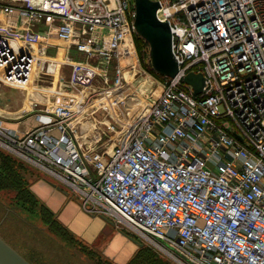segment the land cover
Listing matches in <instances>:
<instances>
[{
	"label": "built area",
	"instance_id": "2783aa9c",
	"mask_svg": "<svg viewBox=\"0 0 264 264\" xmlns=\"http://www.w3.org/2000/svg\"><path fill=\"white\" fill-rule=\"evenodd\" d=\"M6 1L1 10L24 21L0 24V82L27 86L62 60L70 90L32 103L36 123L22 133L0 123V144L75 190L91 213L106 209L205 263L264 264V0H157L177 72L155 81L146 110L125 114L134 0ZM51 44L84 61L49 57ZM190 71L203 76L196 94L182 79ZM97 110L106 114L90 116ZM90 120L116 140L104 142Z\"/></svg>",
	"mask_w": 264,
	"mask_h": 264
},
{
	"label": "rangeland",
	"instance_id": "374dc122",
	"mask_svg": "<svg viewBox=\"0 0 264 264\" xmlns=\"http://www.w3.org/2000/svg\"><path fill=\"white\" fill-rule=\"evenodd\" d=\"M134 42L136 54L132 57V63L127 72L124 86L125 100L121 106L124 114L134 110L136 106L146 110L149 104L156 100L158 87L155 85V81L161 79L148 68L150 56L147 41L136 32ZM50 46L52 47L45 51L47 55L60 58L71 53L73 59L84 61V56L73 49L68 51L58 44H51ZM127 58L131 59V56H124L122 60ZM134 64L135 67H133ZM64 72L66 73L67 70ZM99 79L98 75L94 77L93 84L95 87L100 86ZM30 84L31 86L27 87L29 91L27 93L30 94H32V90L41 92L45 87L62 86V83L55 80L50 72L34 73ZM4 86L7 85L1 81L0 92L5 89ZM53 92L50 91L46 95H53ZM73 92L74 90L71 93ZM47 98L48 96L44 102L49 101ZM138 101L140 105L137 104ZM26 105L24 104V106ZM22 111L24 114L34 113V111L25 108ZM104 113V111L97 110L90 116L97 118V115L102 116ZM91 123L97 125L95 120H92ZM98 128L101 131L102 140L111 144L110 140L115 138L113 132L108 131L104 125L98 126ZM0 151L9 153L16 159V162L23 164V167L18 168V171L23 174L25 180L27 179L28 184L40 176H45L60 184V189H66L70 197L77 198L83 210L91 213L83 207L84 204L79 194L68 185L60 183L30 162L8 151L1 144ZM15 195L16 190L14 188L0 187V237L32 264H213L205 263L196 253L177 249L158 237L152 235L146 237L142 233L132 230L125 221L116 220L113 214L106 209H104V213H92L99 214L102 222L95 219L97 217L87 219V232L96 236L82 239L75 236L64 225L67 232L60 230L56 223H52L50 221L52 217L58 221L56 214L53 212L48 214V212L43 211L41 208L43 202L38 197L35 196L36 201L28 204L19 201ZM77 221L82 223L81 219ZM127 252H131V256L123 261ZM118 260H122L123 263H118Z\"/></svg>",
	"mask_w": 264,
	"mask_h": 264
},
{
	"label": "crops",
	"instance_id": "0c3cea01",
	"mask_svg": "<svg viewBox=\"0 0 264 264\" xmlns=\"http://www.w3.org/2000/svg\"><path fill=\"white\" fill-rule=\"evenodd\" d=\"M1 1L7 2L6 0ZM23 21L24 20L16 13L8 14L3 12L0 8V24L10 23L12 24L13 29L18 30L23 27ZM40 25L42 24H39L38 26ZM53 43H57V40L54 39ZM50 47H47V49ZM48 56L56 58L52 55ZM57 65V79L53 73L49 72L53 75L55 80L59 81L60 76H67L70 65L68 62L62 60ZM64 70H67V72L65 73ZM4 88L5 89L0 92V123L3 128L14 133H22L36 123L34 113L24 114L22 113L24 108L32 110V103L34 102L38 103L40 107H44L45 105L52 103L58 95L63 94L62 92L70 90V88H65L63 85H55L52 88L45 87V90L43 89L41 92H35L32 90V94H27V86L13 87L7 85L4 86ZM50 91H54L53 95H46ZM47 96V100L49 101L44 102ZM25 103L27 104L26 106H24ZM52 182L53 181L48 178L40 176L38 179L32 181L30 189L51 212L56 214L58 221L67 227V229H69L75 236L82 239L90 238V236H96L87 232L88 227L86 222L87 219H92L93 217H97L95 219H99L102 222L101 216L99 214H92L83 210L77 198L70 197L69 192L66 189H60V184L55 182L53 184ZM78 219H81V224L77 221ZM130 256L131 252H127L123 261L128 259ZM123 261L118 260V263H123Z\"/></svg>",
	"mask_w": 264,
	"mask_h": 264
},
{
	"label": "water",
	"instance_id": "95a60500",
	"mask_svg": "<svg viewBox=\"0 0 264 264\" xmlns=\"http://www.w3.org/2000/svg\"><path fill=\"white\" fill-rule=\"evenodd\" d=\"M157 0H134V27L149 45L150 62L160 74L172 76L177 72V62L171 51V32L167 21L157 18ZM200 91L203 76L199 72H187L182 78ZM54 184V182H52ZM0 264H32L0 237Z\"/></svg>",
	"mask_w": 264,
	"mask_h": 264
},
{
	"label": "trees",
	"instance_id": "16d2710c",
	"mask_svg": "<svg viewBox=\"0 0 264 264\" xmlns=\"http://www.w3.org/2000/svg\"><path fill=\"white\" fill-rule=\"evenodd\" d=\"M148 68H150L152 72H154L158 77L163 78L164 75L156 72L152 67L150 61ZM20 167H23V164L21 162H16V159L12 157L9 153L0 151V187L14 188L16 190L15 196L18 198L19 201L28 204L33 203L34 201H36L35 195L30 189V183L28 184L27 179L25 180L23 174L18 171V168ZM41 205L43 211H46L48 212V214H51V211L43 203H41ZM50 221L52 223H56L60 230L67 232L63 224L58 222L55 218L53 219L52 217Z\"/></svg>",
	"mask_w": 264,
	"mask_h": 264
},
{
	"label": "bare ground",
	"instance_id": "6f19581e",
	"mask_svg": "<svg viewBox=\"0 0 264 264\" xmlns=\"http://www.w3.org/2000/svg\"><path fill=\"white\" fill-rule=\"evenodd\" d=\"M53 62V61H52ZM56 63V62H55ZM49 71L51 73H53L55 76H56V79L58 77V75L56 74L57 73V70H58V65L56 63V65L53 63V65L49 66ZM32 72H35V69L32 70ZM27 87H30V85L28 84ZM29 92V91H28ZM28 94V93H27ZM27 100V99H26ZM26 104V103H25Z\"/></svg>",
	"mask_w": 264,
	"mask_h": 264
}]
</instances>
